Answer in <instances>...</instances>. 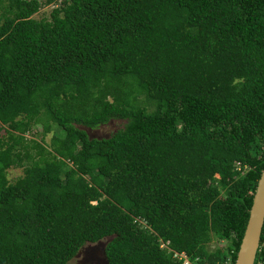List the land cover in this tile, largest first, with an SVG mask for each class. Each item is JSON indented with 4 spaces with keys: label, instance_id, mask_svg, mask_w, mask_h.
I'll use <instances>...</instances> for the list:
<instances>
[{
    "label": "trees",
    "instance_id": "trees-1",
    "mask_svg": "<svg viewBox=\"0 0 264 264\" xmlns=\"http://www.w3.org/2000/svg\"><path fill=\"white\" fill-rule=\"evenodd\" d=\"M42 5L0 0V264L103 239L107 264H235L264 170V0Z\"/></svg>",
    "mask_w": 264,
    "mask_h": 264
},
{
    "label": "rangeland",
    "instance_id": "rangeland-1",
    "mask_svg": "<svg viewBox=\"0 0 264 264\" xmlns=\"http://www.w3.org/2000/svg\"><path fill=\"white\" fill-rule=\"evenodd\" d=\"M43 5L39 12L34 15L36 19L49 18L51 11L59 4L60 0H55L51 4H46L47 0H39ZM123 121L111 120L105 125L100 126L97 129L89 130L87 129L89 135L95 138H105L109 137L113 132L122 127ZM56 128L53 130L55 132ZM42 133V127L36 126L32 129L30 133H25L24 136L28 140H35L37 142H42L40 137ZM18 134V133H17ZM52 133H49L45 137V143H50ZM33 152V151H32ZM23 175V168L21 167H11L7 170V176L9 181L14 182L16 179ZM107 239H103L97 243H87L85 244L78 254L69 262V264H107L104 256V248ZM214 249L217 244L212 242L210 245Z\"/></svg>",
    "mask_w": 264,
    "mask_h": 264
},
{
    "label": "water",
    "instance_id": "water-1",
    "mask_svg": "<svg viewBox=\"0 0 264 264\" xmlns=\"http://www.w3.org/2000/svg\"><path fill=\"white\" fill-rule=\"evenodd\" d=\"M264 227V170L258 180L235 264H255ZM105 255V254H104ZM107 262V261H106Z\"/></svg>",
    "mask_w": 264,
    "mask_h": 264
},
{
    "label": "built area",
    "instance_id": "built-area-1",
    "mask_svg": "<svg viewBox=\"0 0 264 264\" xmlns=\"http://www.w3.org/2000/svg\"><path fill=\"white\" fill-rule=\"evenodd\" d=\"M173 257H174V258H177V259H180V260L182 259V260L184 261L183 264H192V263L188 260L187 256H185L184 254H178V253H175Z\"/></svg>",
    "mask_w": 264,
    "mask_h": 264
}]
</instances>
